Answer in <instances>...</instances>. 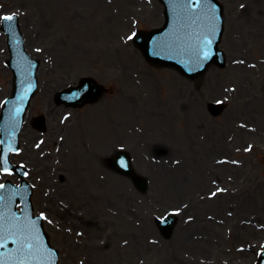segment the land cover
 I'll return each mask as SVG.
<instances>
[{
	"label": "rangeland",
	"instance_id": "374dc122",
	"mask_svg": "<svg viewBox=\"0 0 264 264\" xmlns=\"http://www.w3.org/2000/svg\"><path fill=\"white\" fill-rule=\"evenodd\" d=\"M219 1L228 65L190 81L150 66L131 41L136 29L163 25L158 0H0V26L20 15L26 49L41 61L40 91L12 161L28 167L35 214L44 217L59 264L258 262L264 0ZM8 58L0 32V110L12 90ZM83 77L105 86L100 101L80 110L57 106L55 94ZM209 103H222L221 114L213 116ZM39 115L47 118L45 133L30 123ZM113 147L133 154L147 193L110 169ZM6 180L19 182L0 170V185ZM169 213L179 223L165 239L155 219Z\"/></svg>",
	"mask_w": 264,
	"mask_h": 264
},
{
	"label": "water",
	"instance_id": "95a60500",
	"mask_svg": "<svg viewBox=\"0 0 264 264\" xmlns=\"http://www.w3.org/2000/svg\"><path fill=\"white\" fill-rule=\"evenodd\" d=\"M166 10V23L160 30L140 33L136 44L147 60L155 66H169L184 75L195 78L216 64L226 66V56L218 49L223 33V7L217 0H161ZM5 20L3 30L9 35L8 43L13 58L8 64L14 71V90L6 101L1 115L2 165L5 169L17 170L9 163V154L19 148V133L25 111L31 98L38 91V62L33 61L24 50L18 20ZM210 40L211 44L207 41ZM210 51L205 58L203 53ZM93 88L96 100L101 88L91 79L82 80L79 87L57 95L59 103L81 106L88 100ZM35 126L42 128L44 120L35 119ZM45 129V128H44ZM122 167L128 170L126 157L121 155ZM146 188V186H144ZM31 191L27 185L15 187L8 183L0 189V260L5 264H57L58 254L50 246L48 237L41 231V219L33 217ZM24 202L23 214L16 211L18 202ZM27 245H31L28 248Z\"/></svg>",
	"mask_w": 264,
	"mask_h": 264
},
{
	"label": "snow or ice",
	"instance_id": "6c2138e0",
	"mask_svg": "<svg viewBox=\"0 0 264 264\" xmlns=\"http://www.w3.org/2000/svg\"><path fill=\"white\" fill-rule=\"evenodd\" d=\"M241 7H243V5H241ZM5 19H6V20H12V19H14V18L11 17V16H9V17H5ZM130 38H131V37H130ZM207 43H208V44H211V41L208 40ZM203 55H204L205 58H208V57L210 56V51H205V52L203 53ZM121 164L123 165V161H121ZM2 187H3V185H0V188H2ZM41 218H43V217H41ZM3 247H5V244H4V243H0V248H3ZM27 247H28V248H31V245H27ZM0 264H5V262H4L3 260H0ZM19 264H25V262H24V261H20Z\"/></svg>",
	"mask_w": 264,
	"mask_h": 264
}]
</instances>
